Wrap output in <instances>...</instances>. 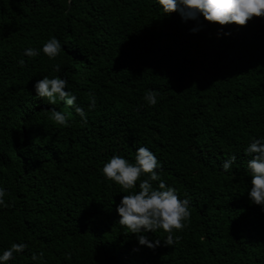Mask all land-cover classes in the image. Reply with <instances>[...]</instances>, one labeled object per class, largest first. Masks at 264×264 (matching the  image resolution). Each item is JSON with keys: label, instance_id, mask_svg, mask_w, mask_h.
<instances>
[{"label": "trees", "instance_id": "obj_1", "mask_svg": "<svg viewBox=\"0 0 264 264\" xmlns=\"http://www.w3.org/2000/svg\"><path fill=\"white\" fill-rule=\"evenodd\" d=\"M51 36L62 43L55 59L22 55ZM45 75L68 81L87 123L35 96ZM253 136H264V17L219 25L164 15L154 0H0V249L27 244L8 264H264V209L246 189ZM138 145L190 200L171 246L162 229L145 234L159 246L137 243L115 211L123 190L100 172L113 154L133 160Z\"/></svg>", "mask_w": 264, "mask_h": 264}, {"label": "clouds", "instance_id": "obj_2", "mask_svg": "<svg viewBox=\"0 0 264 264\" xmlns=\"http://www.w3.org/2000/svg\"><path fill=\"white\" fill-rule=\"evenodd\" d=\"M154 3L162 9L164 15L175 11L181 20H198L202 16L204 20L219 25L235 23L243 26L254 16L264 17V0H154ZM197 30V27H193L189 31ZM219 34L220 32L217 33ZM61 50L62 43L55 36H51L39 49L24 48L22 55L36 57L43 53L49 59H55ZM17 63L23 65L24 60L21 59ZM52 68L53 72L59 73V64H54ZM67 85L68 81L59 75H45L35 81L33 88L36 97L46 99L49 104L61 101L70 106L83 123H87L85 109L80 106L77 95L69 90ZM158 95L156 90L148 89L143 99L149 106H155L158 103ZM95 105V96L90 94L89 110ZM50 119L57 125L69 126L67 114L56 108L51 109ZM243 154L249 157L246 162L247 175L250 177L246 188L247 196L252 203L264 209V136H253ZM235 162L236 156L231 155L223 161L221 169L227 172ZM161 168L162 164L157 155L144 145L135 147L133 160L113 154L100 167L103 177L119 185L123 190L121 192L123 195L115 208L119 224L126 227L128 233L136 234L139 245L148 248L159 246L161 240H150L146 233L162 229L167 233L163 243L171 246L174 243L173 230L185 228L191 216L190 200L187 197L181 198L175 187L161 178ZM6 191L4 187H0V206H7ZM26 247L25 242L13 241L9 247L0 249V264H8L14 258V254H23ZM42 258V252L31 254L33 262L42 261ZM67 258L70 259V256Z\"/></svg>", "mask_w": 264, "mask_h": 264}]
</instances>
